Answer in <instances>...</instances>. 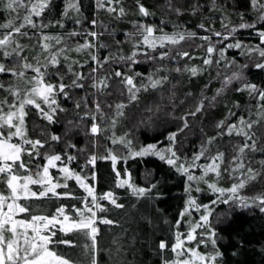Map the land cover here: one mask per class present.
Returning a JSON list of instances; mask_svg holds the SVG:
<instances>
[{
	"label": "snow or ice",
	"instance_id": "snow-or-ice-1",
	"mask_svg": "<svg viewBox=\"0 0 264 264\" xmlns=\"http://www.w3.org/2000/svg\"><path fill=\"white\" fill-rule=\"evenodd\" d=\"M135 3L142 16L155 15L141 0H135ZM225 3L227 7L218 5L217 0H211L207 10L220 13V27L226 31H216L206 23L210 17H202L196 26L197 29L209 33L199 37L207 42L203 65L217 66L216 77L213 79L220 80V87L214 90L211 97L204 95L208 84L204 85L199 97H194L190 92L185 93L184 101L180 103L187 102L189 98H192L194 103L189 110L176 117V86L172 84L171 87H166L171 84V78L168 74L162 75L161 72H189L195 76L198 73L197 67L185 65L183 69L179 66L175 69H166L160 64L145 74L137 71L134 65L142 61L155 62L157 59L163 61L172 51L171 49L164 51L166 46L178 45L181 41L195 38L199 35L197 31L187 27L180 30L179 24H173V31L168 32L162 26L165 24L163 19L161 25L133 21L134 31L126 32L124 41H115L117 45L125 42L131 45L130 52L125 53L122 47H117L113 51L109 44L99 40L103 33L94 30V26L98 24L96 18L89 21L93 28L84 31L73 28L55 35L43 31L50 25H58L63 29L68 19L75 25H82L83 20L87 19L82 12V0H61L62 7L57 5V0H4L2 7L8 19L0 24V28L4 29L0 34V74L9 76L10 80L15 79L17 83L0 82V89L7 93L0 98V183L6 188V191L0 190V264H80L78 259L59 252L55 247L75 243L70 238L58 237L57 228L65 236L74 230H82L85 236L90 237L91 245L86 244L84 247L90 249V264H98L94 254L97 234L100 231L97 221L108 225L119 223L108 216L97 215L98 212L103 213L107 210L106 204L101 201L107 200L112 206L121 209L125 205L118 203V197L112 190L98 194L95 185L89 182V178L96 179V172L90 170L87 174H82L84 168L89 165L94 168L98 159L110 160L115 173V187L124 188L137 199L162 198L166 195V176L160 179L153 178L145 185H141L133 180L132 173L127 168L121 170L117 167L119 161H127L130 157L148 156L157 157L168 166V172L174 171L183 180L186 198L183 200L184 207L179 210L180 219L175 221L177 229L185 214L191 216L190 210L194 209L200 213L197 220L187 222L189 227L186 233L176 231L175 242L170 245L174 255L162 256V264H241L239 260L233 261L232 258L242 255L252 241L247 240L240 230L236 231L235 240L231 237L225 238L220 232V224H231L236 208L250 209L255 206L264 214V193L251 197L240 194L241 189L250 182L257 181L264 173V159L258 161L261 166L259 169L252 167L251 163H245L246 150L264 155V147H261V142H264V80L257 82L249 75L251 69L264 73V46H261L264 45V23H260L264 21V0H249L251 10L257 13L254 20H248L245 12L238 10L239 0H236L235 4L231 0H225ZM113 4H119V0H96L95 7L97 10L106 9L108 13L115 14L118 18L123 17L125 8L120 6L117 9ZM165 6L177 16L184 12L197 15L205 11L200 0H196L195 3L186 0L179 6L173 0H166ZM229 9L236 12L240 23L235 25L230 21L225 23L228 20ZM70 11L75 15L70 16ZM257 25L260 45H245L240 40L226 45L220 41L212 42L213 35L227 39L233 36L238 28L256 29ZM27 28L36 29L39 33L38 49L35 45L32 46L35 52L32 60L36 61L35 64L24 55L25 49L29 46L21 43L22 38L31 40L37 34L27 31ZM76 36H83L84 42H76L73 49L67 41ZM89 36L94 40H89ZM232 48L241 50L240 55L246 57L245 63H240L236 57L226 56V49ZM93 49L95 51H92ZM100 49H107V54L101 57ZM72 51L87 52V59L81 60L69 55ZM217 52L219 58L213 55ZM253 54H256V59L252 58ZM176 55L189 57V52L178 50ZM175 58L172 57L173 60ZM106 64L119 66L114 67L111 73L105 71L100 75V70ZM85 66L88 67L87 74L83 71ZM65 67L66 70L62 73L60 68ZM220 68L225 71L221 72ZM229 69L234 70L229 74ZM29 70L34 74H30ZM66 79L69 83L64 82ZM89 79L91 83L87 87L95 90L91 94H88L86 88V81ZM72 89H85L86 94L74 99ZM228 91L247 92L249 103L256 109V118H253L251 107L247 109V116L238 114L244 111L239 100H233L231 107L225 103L227 113L223 118L213 122L215 134L208 135L201 128L200 132L204 139L199 149L192 151L189 156L178 147L181 142L179 134L191 127L189 117L196 118L198 113L203 114L206 111V107H214L217 98ZM61 96L65 101H72L75 113L73 119L65 121L61 133L50 132L48 128L58 121L59 114L70 111L64 106V101L60 100ZM26 106H32L38 117L47 122L40 130V136L46 137L45 139H41L40 136L32 138L28 135L25 121L28 115ZM169 107L172 112L168 114L180 123L175 131L167 132V143L161 146L160 141L153 138V142H141L137 147H133V140L130 139L133 129L153 127L158 114ZM85 121L87 130L81 128ZM125 121H128L131 127L117 135V128ZM81 131L92 137L94 149L99 146L97 137L103 136L111 145L123 146L126 152L120 155L113 147L107 145L103 154L93 150L88 154L85 165L77 171L69 166L76 159V155L67 149H77L73 138ZM225 134L229 137L235 134L239 138L233 145V154L228 161L230 166L223 169L232 179L230 186L227 187L219 183L223 179L221 165L225 163L227 153L216 145L217 138ZM61 142L64 148L57 150L56 146ZM46 145L47 150L41 152ZM214 145L216 151L213 155L210 153ZM83 151L85 149H78V153ZM37 158H42L44 162L37 163ZM201 158L210 162L198 163ZM50 169H57L59 175L54 177ZM192 169L199 170L200 174L196 175ZM209 173H213L215 179H211ZM148 175L152 177L153 173L149 172ZM73 179L86 195L76 196L74 192L68 190V182ZM201 184L207 187L202 188ZM32 185L39 187L33 190L30 187ZM58 188L64 190L57 191ZM205 192L212 194L207 202L195 195ZM49 194L54 197L78 199L83 207H78L75 203L70 206L62 203L56 207L54 214L45 215L37 214L30 204L25 203L31 198L48 197ZM220 204L227 205V209L219 211ZM69 208L73 211H66ZM22 213L27 214V218H18ZM198 229L201 231H197ZM225 239L228 242L222 245L220 241ZM186 242H195V246H188ZM256 243L261 244V248L264 249V241L257 240ZM113 244L119 255L122 252L121 242L114 238ZM201 245L204 246V250H201ZM168 247L164 240H160L158 252ZM228 248L232 249L231 256L226 251Z\"/></svg>",
	"mask_w": 264,
	"mask_h": 264
},
{
	"label": "trees",
	"instance_id": "trees-1",
	"mask_svg": "<svg viewBox=\"0 0 264 264\" xmlns=\"http://www.w3.org/2000/svg\"><path fill=\"white\" fill-rule=\"evenodd\" d=\"M3 2L4 0H0V24L5 23L8 19L5 11H2ZM141 2L144 3L151 12H154L155 15L144 17L139 14L135 0H119V4H113V7L117 9L120 6H123L126 10L125 15L119 18L115 14L108 13L106 9L97 10L95 7L96 0H82V12L83 15L87 17V19L83 20L82 25H75L71 19H68L66 21L65 28L63 29H61L58 25H50L48 28L43 29V31L52 35H55L56 33H63L73 28L79 31H84V29L93 28L89 21L96 18L98 20V24L94 26V30L99 33H103L99 37V40L109 44L113 51H115L117 47H122L125 53L130 52L131 45L127 42L117 45L115 41H124L125 33L134 31L133 21L161 25V20L163 19L165 24L162 26L168 32L173 31V24H179L181 26L180 30L187 27L188 29L197 31L199 35L195 38L181 41L178 45L166 46L163 49L164 51H169V49L172 51L171 55L163 61L159 59L155 62L142 61L141 63L134 65L137 71L144 72L145 74L160 64H163L166 69H175L177 66L183 69L185 65H188L189 67H197L198 73L195 76L191 75L189 72H161L162 75L168 74L171 78V84L166 87H171L172 84H175L176 86L177 107L175 109V116L179 117L184 111L189 110L190 106L194 103L192 98H189V100L183 104L180 103L181 101H184L185 93L190 92L194 97H199L204 85L208 84V88L204 92V95L211 97L214 94V90L220 87V80L213 79L216 77L217 66L215 64L210 67L203 65V59L206 56L207 42L202 41L199 37L209 35V33L206 30L197 29L196 26L201 22L202 17H210L211 19L205 21L206 23L214 27L216 31L226 30H222L220 27V13H213L207 10L211 0H200L201 5L205 9L204 12L198 13L197 15H192L190 12H184L180 16H177L174 12L166 8V0H141ZM173 2L179 6L180 4H184L186 0H173ZM187 2L195 3L196 0H187ZM231 2L235 4L236 0H231ZM217 3L218 5L222 4L227 7L225 0H217ZM57 5L62 7L61 0H57ZM238 10L245 12L248 20H254L256 18L257 13L251 10L249 0H239ZM21 14L23 13L21 12ZM73 15H75V13L70 11V16ZM227 15L228 20H226L225 23H228L229 21L232 25L240 23V18L236 15L235 11L229 9ZM35 19L39 20L40 18ZM99 22H102V24ZM45 23H47V19L45 20ZM260 23H264V21H261ZM103 25H107L108 27L105 28ZM258 28L259 25H257L256 29L238 28L236 33H234L231 37H227V39L223 36L215 37L213 35L212 42L217 43L220 41L226 45L228 43H234L236 40H240L245 45L250 44L252 46H257L260 45V41L257 36ZM26 30L37 33L31 40L28 38L21 39V43L29 46L25 49L24 55H27L29 60L35 64L36 61L32 60V56L35 54L32 46L35 45L38 49L39 45L37 44V40L39 33L36 29L27 28ZM3 31L4 29L0 28V34H2ZM157 34L159 33L157 32ZM88 39L94 40V38L90 36ZM76 42L83 43L84 37L76 36L67 41L73 49ZM198 45L200 46L198 47ZM217 46L219 47V44H217ZM57 47H59V45H57ZM52 50L55 51V48ZM178 50L188 51L189 57L177 56L176 53ZM92 51H95V49ZM148 51L152 50L148 49ZM240 51V49L235 48L226 49L225 54L228 58L236 57L240 63H245L246 57L241 56ZM107 52V49L99 50L101 57L106 55ZM155 54L158 57V52ZM69 55L77 57L81 60L87 59V52L76 53L75 51H72ZM213 55L219 58L218 52ZM173 56L176 57L175 60L172 59ZM252 58L256 59V54H253ZM41 63H43V59H41ZM117 66L119 65L106 64L105 67L100 70L99 74L103 75L105 71L111 73L113 68ZM65 70L66 67L60 68L62 73ZM219 70L221 72L225 71L223 68H220ZM83 71L87 74L88 67L85 66ZM230 71L231 70L229 69V74ZM29 72L30 74H34L31 73V70H29ZM249 75L250 78L257 82L264 80V73H260L255 69H251ZM210 79L211 83H209ZM0 82H4L5 84L9 82L17 83L15 79L10 80L9 76L4 74H0ZM64 82L69 83L67 79ZM90 83V79L86 81L88 94L95 91L94 89L87 87ZM21 86H23L22 82ZM71 93L74 99H79L86 94L85 89H72ZM5 95H7V93L3 89H0V98ZM10 98L11 97H9V99ZM60 100L64 101V106L70 111L68 113L59 114L58 121L48 128V131L50 132L61 133L64 129L65 121L73 119L75 113L72 101H65L62 96L60 97ZM233 100H239L242 108L244 109L243 112L238 114L247 116V109L251 107L253 118H256V109L249 103V96L247 92L237 93L234 91H228L225 95L217 98V102L214 107H206V111L203 114L198 113L196 118L189 117L191 127L189 129H185L182 134H179L181 142L178 147L182 151L187 152L189 156L192 151L198 150L200 143L204 139L200 129L203 128L204 132L208 135H214L216 129L213 122L223 118V116L227 113L225 103L231 107V102ZM25 110L28 112V115L25 117L28 135L32 138H36L40 136L41 127L45 126L47 122L38 117V114L32 106H26ZM233 111L237 110L233 109ZM171 112V107L167 108L166 111H161L155 119L153 127H141L139 130L133 129V133L130 136V139L133 140V147H137L141 142H153V138L160 141V144H166L167 132L175 131L177 125L180 123L179 120H174L173 116L168 114ZM86 124L87 121H85V124L81 125V128H85V130H87L85 127ZM129 127H131V124L128 121H125L122 126L117 128V135L123 131H127ZM40 138L45 139L46 137L40 136ZM97 139L99 140V146L94 149L92 147V137L90 135L86 136L83 131L75 135L73 142L76 143L78 147L77 149H67V151L76 155V159H74L69 166L79 171L85 165V160L91 151L95 150L98 154H103V150L106 145L113 147L120 155H124L126 152V149L123 146L111 145L109 141H105L103 136H99ZM238 141L239 138L236 137L235 134H233L232 137L225 134L222 137H218L216 141V145L219 146L220 150H224L227 153L225 163L221 165L223 179L219 181V183L225 187L230 186L231 181L226 179L229 177V173L224 172L223 169L230 166L228 161H230L231 154H233V145H235ZM56 147L57 150L63 149V142L58 144ZM261 147H264V142H261ZM78 149H85V151L78 153ZM46 150L47 145L45 148L41 149V152ZM215 151L216 146L214 145L210 154L214 155ZM25 159H27V157H25ZM261 159H264V155L260 152L252 153L246 150V164L251 163L252 167L259 169L261 166L258 161ZM36 162L42 164L44 161L42 158H37ZM199 162L209 163L210 161L202 158ZM117 167L121 170L127 168L132 173L133 180L141 185H145L153 178L160 179L162 176H166V195L162 198L152 200H145L144 198L137 199L132 197L124 188L115 187V173L112 170L110 160L98 159L94 168L92 165L84 168V172L82 174H87L90 170H94L96 172V179L91 180V178H89V182L95 185L98 194L112 190L118 197V203L125 205V207L121 209L112 206L107 200L101 201L106 204L107 210L103 213L98 212L97 215L108 216L110 219L119 221V223L115 225H108L100 222L99 220L97 221L100 231L97 234L96 250L94 254L98 260V264H162V256L171 257L174 255L171 252L170 245L175 242L176 231L179 230L181 233H185L183 232V220L179 229H177L175 224V221L180 219L179 210L184 207L183 200L186 198L183 191V180L180 178L179 174L174 171L168 172V166L163 164V162L154 156L144 158L130 157L127 161H119ZM50 170L52 171L54 177L59 175L57 169ZM149 172L153 173L152 177L148 175ZM211 179H215V177L213 176ZM68 183V190L74 192L76 196L86 195L83 189H80L75 183L74 179L70 180ZM0 185L4 186L3 183H0ZM30 187H32L33 190H36L39 186L32 185ZM201 187L206 188L207 186L201 184ZM63 190L64 189L62 188L57 189V191ZM240 193L241 195L249 197L264 193V173H262V176L257 181L250 182V184L246 185L244 189H241ZM195 195L206 197V199L212 196L210 192H205L203 194L195 193ZM25 203L30 204L37 214L45 215L54 214L56 207H59L62 203L69 206L75 203L78 207H83L78 199H74L72 197H54L51 194H49L48 197L31 198L30 201H26ZM131 205H136V207H131ZM227 207V205L220 204L218 205V210L225 211ZM192 210L194 211V215H196V211L194 209ZM66 211L73 210L69 208L66 209ZM145 217L148 219H145ZM196 217L198 218L199 216L196 215ZM18 218H27V214H19ZM237 230H240L241 234L245 235V238L247 240H251L252 243L247 247L242 255L232 258L233 261L239 260L241 264H264V249L261 248V244L256 243L257 240L264 241V214L260 213L255 206H252L250 209L236 208L235 215L232 217V223H221L220 232L225 238L231 237L235 240V233ZM56 231L58 237L70 238L75 241L74 245L55 246L59 252H63L70 255L74 259H78L80 264H90V249H86L84 247L86 244L91 245L92 242L90 237L85 236L82 230H74V232L68 233L66 236L64 233L59 232L58 228ZM114 238L121 242L120 246L122 248V252L119 255H117L115 251L116 246L113 244ZM160 240H164L169 247L166 250H159L158 252ZM227 242V239L220 241L222 245ZM200 248L201 250L204 249V247ZM226 251L228 255L231 256L232 249L228 248Z\"/></svg>",
	"mask_w": 264,
	"mask_h": 264
},
{
	"label": "rangeland",
	"instance_id": "rangeland-1",
	"mask_svg": "<svg viewBox=\"0 0 264 264\" xmlns=\"http://www.w3.org/2000/svg\"><path fill=\"white\" fill-rule=\"evenodd\" d=\"M2 9H3V7H2ZM2 11H4V9L2 10ZM6 17H7V14H6ZM8 18V17H7ZM53 43H55L54 41H52ZM230 70H234V69H230ZM11 99V98H10ZM164 144H161V146H163ZM202 159V158H201ZM198 163H200V162H198ZM51 171V170H50ZM191 171H194L195 173H196V175H199L200 174V172H199V170H196V169H192ZM52 172V171H51ZM209 176L212 178L213 176L215 177V175L213 174V173H209ZM227 180L229 179L231 182H232V179L230 178V176L229 177H227L226 178ZM0 190H3V191H6V188H5V186H1L0 185ZM241 194V193H240ZM212 195V194H211ZM200 199H202L204 202H207V200L208 199H206V197H201L200 195L198 196ZM212 198H214V197H212ZM191 211V213H193V214H191V216H189L188 214H185V217H184V228H183V232H187V230H188V227H189V224L187 223L188 221H192V222H194L195 220H197L198 218L196 217V215L197 216H199V212H197L196 211V215H194V211L193 210H190ZM197 231H201L200 229H198ZM186 243H188V246H193L194 244H195V242H191V243H189V242H186ZM195 246V245H194ZM200 247H204L203 245H201ZM204 250V249H203Z\"/></svg>",
	"mask_w": 264,
	"mask_h": 264
}]
</instances>
